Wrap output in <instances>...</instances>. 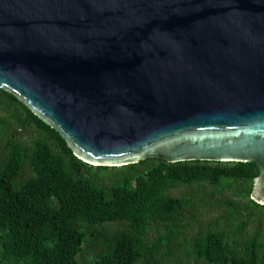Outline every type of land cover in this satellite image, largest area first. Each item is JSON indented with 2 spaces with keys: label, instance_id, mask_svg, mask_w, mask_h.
<instances>
[{
  "label": "water",
  "instance_id": "water-1",
  "mask_svg": "<svg viewBox=\"0 0 264 264\" xmlns=\"http://www.w3.org/2000/svg\"><path fill=\"white\" fill-rule=\"evenodd\" d=\"M0 88L81 160L255 162L264 0H0Z\"/></svg>",
  "mask_w": 264,
  "mask_h": 264
},
{
  "label": "trees",
  "instance_id": "trees-1",
  "mask_svg": "<svg viewBox=\"0 0 264 264\" xmlns=\"http://www.w3.org/2000/svg\"><path fill=\"white\" fill-rule=\"evenodd\" d=\"M255 162L96 166L0 88V264H264Z\"/></svg>",
  "mask_w": 264,
  "mask_h": 264
}]
</instances>
